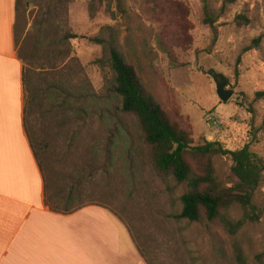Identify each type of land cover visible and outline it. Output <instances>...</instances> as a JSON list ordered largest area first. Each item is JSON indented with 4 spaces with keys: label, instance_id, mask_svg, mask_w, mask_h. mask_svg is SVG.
<instances>
[{
    "label": "rangeland",
    "instance_id": "1",
    "mask_svg": "<svg viewBox=\"0 0 264 264\" xmlns=\"http://www.w3.org/2000/svg\"><path fill=\"white\" fill-rule=\"evenodd\" d=\"M90 2L16 0L17 53L27 67L38 72L59 66L63 47L76 58L69 66L81 68L74 72L72 122L64 125L65 114L56 107L45 132L53 187L65 188L86 164L92 175L83 202L106 205L135 242L155 250L156 264H236L234 243L254 264L253 256L264 251V173L253 196L257 217L245 219L234 234L218 222L177 219L186 184L153 167L137 120L121 111L120 98L108 89L112 73L96 61L103 52L92 37L106 35L104 26L114 29L143 88L194 144L212 139L231 150L248 145L264 156V0H206L218 14L215 29L202 22L201 0H121V6L101 0L93 2V14ZM215 73L230 80L233 95L226 102L216 93ZM54 96L53 105L61 101ZM209 116L224 126L215 127ZM213 164L220 183L236 181L227 156H214ZM228 214L243 218L238 205Z\"/></svg>",
    "mask_w": 264,
    "mask_h": 264
},
{
    "label": "trees",
    "instance_id": "2",
    "mask_svg": "<svg viewBox=\"0 0 264 264\" xmlns=\"http://www.w3.org/2000/svg\"><path fill=\"white\" fill-rule=\"evenodd\" d=\"M95 1L101 0H91L90 14L94 12ZM120 1L117 0L121 6ZM201 1L202 22L215 29L214 23L218 14L206 0ZM101 31L106 32V35L92 37V40L102 46V57L96 61L105 63L112 73L108 89L120 98L121 111L133 115L137 120L140 140L148 151L149 159L156 171L163 177L171 176L177 182L186 184L187 190L180 197L182 207L175 217L206 225L218 222L230 235L241 228L245 219L255 220L257 209L253 204V196L264 173V156L251 150L248 145L231 150L225 148L219 141L207 139L194 144L191 133L171 119L160 103L143 88L135 67L125 60L120 51L118 35L114 29L104 26ZM71 37L73 35L67 38ZM249 48L252 46L247 49ZM58 54L59 66L53 64L50 69L38 72L28 67L24 70L23 84L26 94L24 126L44 173L46 203L56 212L70 213L87 205L83 202L84 185L86 178L92 173L84 164L77 171L79 177L72 175L68 177L65 188L53 187V178L47 166L48 146L45 132L47 124L51 121L52 111L56 107H60L61 112L65 114L62 119L64 125L72 122L67 117L72 100L78 98L73 96L74 72L81 73L77 63L69 66V62L76 58L70 57V52L66 48L58 49ZM52 94L61 100L58 104L51 103ZM216 155L227 156L231 160L230 170L236 178L232 185L225 186L218 181L213 164V157ZM234 205L241 208L242 219L235 220L228 214L229 208ZM135 244L147 264H156L154 249L149 250L141 243ZM233 253L236 264H249L239 244L234 243ZM253 262L264 264V251L255 254Z\"/></svg>",
    "mask_w": 264,
    "mask_h": 264
},
{
    "label": "crops",
    "instance_id": "3",
    "mask_svg": "<svg viewBox=\"0 0 264 264\" xmlns=\"http://www.w3.org/2000/svg\"><path fill=\"white\" fill-rule=\"evenodd\" d=\"M15 23L16 0H0V264H147L106 205L60 213L46 203L24 126L27 64L17 53Z\"/></svg>",
    "mask_w": 264,
    "mask_h": 264
},
{
    "label": "water",
    "instance_id": "4",
    "mask_svg": "<svg viewBox=\"0 0 264 264\" xmlns=\"http://www.w3.org/2000/svg\"><path fill=\"white\" fill-rule=\"evenodd\" d=\"M213 80L216 85V93L219 99L222 102L228 101L233 95V90L228 87L230 85L229 78L221 73H215L213 75Z\"/></svg>",
    "mask_w": 264,
    "mask_h": 264
},
{
    "label": "built area",
    "instance_id": "5",
    "mask_svg": "<svg viewBox=\"0 0 264 264\" xmlns=\"http://www.w3.org/2000/svg\"><path fill=\"white\" fill-rule=\"evenodd\" d=\"M208 120H211V123H212V125H214L215 127H221V126H224V124H223V122L222 121H220L219 119H212V117L211 116H209L208 118H207Z\"/></svg>",
    "mask_w": 264,
    "mask_h": 264
}]
</instances>
